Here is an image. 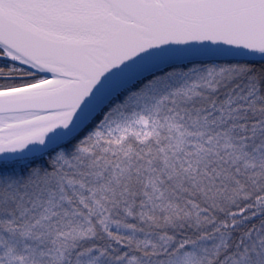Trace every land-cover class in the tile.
Instances as JSON below:
<instances>
[{
    "label": "snow or ice",
    "instance_id": "obj_1",
    "mask_svg": "<svg viewBox=\"0 0 264 264\" xmlns=\"http://www.w3.org/2000/svg\"><path fill=\"white\" fill-rule=\"evenodd\" d=\"M0 264H264V0H0Z\"/></svg>",
    "mask_w": 264,
    "mask_h": 264
}]
</instances>
